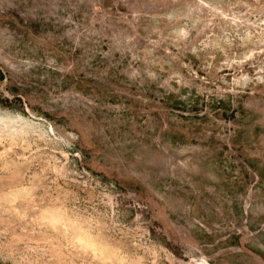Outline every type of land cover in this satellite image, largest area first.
<instances>
[{
  "label": "rangeland",
  "instance_id": "374dc122",
  "mask_svg": "<svg viewBox=\"0 0 264 264\" xmlns=\"http://www.w3.org/2000/svg\"><path fill=\"white\" fill-rule=\"evenodd\" d=\"M0 264H264V0H0Z\"/></svg>",
  "mask_w": 264,
  "mask_h": 264
}]
</instances>
